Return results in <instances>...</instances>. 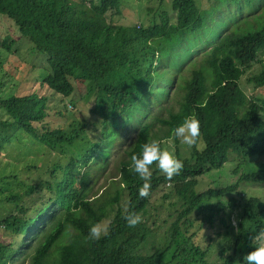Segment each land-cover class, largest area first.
I'll return each instance as SVG.
<instances>
[{
    "label": "trees",
    "instance_id": "1",
    "mask_svg": "<svg viewBox=\"0 0 264 264\" xmlns=\"http://www.w3.org/2000/svg\"><path fill=\"white\" fill-rule=\"evenodd\" d=\"M231 1L237 4L233 12L237 20L233 27L220 33L227 23L218 26V30H210L211 17L207 13L211 7L198 8L194 0H170L175 21L168 22L163 14L159 22L145 26L114 25L106 21L105 12L117 11L119 0H0V13L11 18L19 33L31 41L32 47L45 54L49 70L42 80L48 88L67 96L73 90L72 77L84 81L87 92H94V104L102 125H112L109 129L102 128L101 135L108 146L119 119L128 121L129 106L134 108L143 101L148 105V100L156 101L168 92L176 78L174 60L188 53L194 37L207 35L213 40L203 62L192 66L188 75L179 79L181 94L177 109L155 117L164 125L162 135L168 136L185 117L193 115L199 120L203 140L200 149L191 148L190 159L176 156L183 161L184 167L170 180L180 208L169 224V240L149 253L134 251L147 238L155 220L153 210L146 205L148 197L139 196L142 181L127 185L125 206L118 204L120 183H127L136 175L129 171L131 156L138 154L141 145L152 139L151 123L141 122L125 150L126 158L120 161L118 178H112L111 191L104 187L89 196L86 173L75 178V163H86L88 152L78 160L69 158L58 173L59 177L45 182L47 197L33 212L29 213L23 204H16L13 211L0 218L5 229L21 235L16 247L11 241L0 240V264H7L15 252L28 255L31 264L182 263L161 257L179 224L184 228L189 223L187 214L205 196H221L234 188L226 185L195 191L196 176L205 169L218 167L226 159L228 150L243 157L264 155L261 105L256 101L244 105V93L238 83L243 70L256 59L257 51L264 45V10L260 4L254 6L253 9H260L261 13L250 14L246 20L249 25L238 27L235 25L242 17L241 8L251 1ZM7 40L8 37L4 38L2 44L8 49L13 39L10 43ZM246 80L263 85L264 62ZM43 105L44 99L34 93L0 98V106L10 117V121L0 119V149L12 136V126L7 125L22 128L49 149L58 143L70 142L62 129L41 124L44 128L40 130L32 124L44 117ZM238 178L264 181V160ZM164 180H168L164 175L152 177L150 192ZM128 213L140 214L143 222L135 228L129 227L125 220ZM105 218L108 219L107 234L99 240L89 239L90 225ZM236 227L230 252L219 264H243V256L253 250L251 236L264 228V202L256 196L246 197ZM58 240L57 257L50 258L48 252ZM180 251H184L183 246ZM222 253L219 249L218 254Z\"/></svg>",
    "mask_w": 264,
    "mask_h": 264
},
{
    "label": "rangeland",
    "instance_id": "2",
    "mask_svg": "<svg viewBox=\"0 0 264 264\" xmlns=\"http://www.w3.org/2000/svg\"><path fill=\"white\" fill-rule=\"evenodd\" d=\"M194 1L198 8L211 7L207 15L211 17L208 23L212 31L215 28L218 30V26L226 22L227 27L219 31L223 33L233 27V22L237 20L233 17L237 4L231 0ZM250 1L248 5L242 6V17H239L235 26H248L246 20L250 14L261 13L260 9H253L254 6L260 4L261 9L264 10V0ZM163 14L166 15L168 22L175 21V10L171 8L170 0H119L118 10H107L104 16L106 21L114 25L145 26L159 22ZM198 35L188 46V53L186 51L174 60L176 78L168 92L158 97L156 101L148 100V105H144L143 101L134 108L129 106L126 111L128 121L119 119L118 125L112 130L114 137L108 146L106 138L101 135L102 128L109 129L112 125H102L101 115L94 104V92H87L85 82L72 77L70 82L73 90L67 96L48 88L42 80L49 70L45 54L32 47L31 41L19 33L11 18L0 13V98L10 94L29 93L42 97L45 115L41 121H33L32 124L40 130L44 128L41 124L48 128L62 129L70 139V142L58 143L57 146L49 149L22 128L16 129L13 127L15 125H7L12 126V136L4 141L0 149V218L13 211L16 204H23L29 213L33 212L47 197L45 182L51 181L53 177L58 178V173L69 158L78 160L88 152L89 158L86 163H75L77 168L75 178L82 172L86 173V189L89 196L104 187L108 192L111 191L114 186L112 178H118L120 161L126 158L125 150L134 139L136 129L141 122L151 123L152 139L158 140L162 149H167L175 156H185L190 159L191 148L175 139L173 130L168 136H163L164 125L155 117L177 109L181 94L179 79L186 77L192 66L195 67L203 62L212 45L213 40L211 41L210 37ZM6 37L9 43L10 39H13L8 49L2 44V40ZM186 54L189 55L185 59ZM263 58L264 45L257 51L256 59L250 61L238 79L244 93V105L250 101L258 102L261 105L262 117H264V84L254 85L247 81L246 77L262 67ZM0 119L10 121L9 115L1 106ZM202 145L203 140L200 137L195 148L200 149ZM263 160L264 155L252 154L243 157L228 150L226 159L218 167L205 169L196 176L193 187L195 191L226 185H233L234 188L221 196H205L187 214L189 223L184 228L179 224L170 246L161 257L169 261L182 262L181 264H219L230 252L233 233L244 199L248 196H256L264 202L263 180L252 182L238 178L244 171L256 168ZM54 164L56 166L53 169L51 166ZM151 170L152 177L163 175L155 164L152 165ZM138 181L142 180L135 175L127 183H120L122 184L118 200L120 206H125L127 185ZM147 201V208L153 210L155 220L150 226L147 238L134 250L141 254L149 253L169 240V224L180 208L170 180L159 182L150 192ZM99 222L107 225L108 219ZM0 240L11 241L13 247H16L21 235L12 234L0 223ZM59 243L60 240L51 246L48 252L50 258L57 257ZM180 246L184 247V251H180ZM219 249L223 250L221 255L218 254ZM27 250H31V246ZM7 264L31 263L28 255L15 252Z\"/></svg>",
    "mask_w": 264,
    "mask_h": 264
},
{
    "label": "clouds",
    "instance_id": "3",
    "mask_svg": "<svg viewBox=\"0 0 264 264\" xmlns=\"http://www.w3.org/2000/svg\"><path fill=\"white\" fill-rule=\"evenodd\" d=\"M175 139L189 148L196 147L199 143L201 132L199 120L189 115L184 118L181 124L173 129ZM156 165L166 179L171 180L179 175L183 170V161L177 158L174 153L167 149H162L161 144L156 139H151L141 145V151L133 154L130 159L129 171L138 175L143 181L139 188L140 198H147L151 190L152 165ZM125 220L129 227L135 228L143 222V218L137 213H128ZM235 226V221H233ZM108 226L101 222L93 223L89 227L88 238L99 240L106 235ZM237 233L239 228L236 227ZM253 250L243 256V264H264V228H261L255 236H251Z\"/></svg>",
    "mask_w": 264,
    "mask_h": 264
}]
</instances>
